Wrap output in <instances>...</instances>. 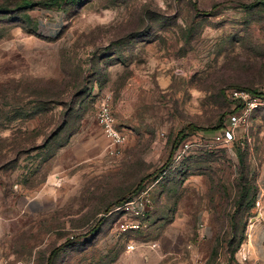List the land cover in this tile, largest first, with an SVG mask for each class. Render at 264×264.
Instances as JSON below:
<instances>
[{"label": "rangeland", "instance_id": "obj_1", "mask_svg": "<svg viewBox=\"0 0 264 264\" xmlns=\"http://www.w3.org/2000/svg\"><path fill=\"white\" fill-rule=\"evenodd\" d=\"M19 1L0 0V264H144L194 237L206 264H238L264 188V105L231 142L210 129L232 90L264 93V1ZM147 186L140 229L123 232L114 209Z\"/></svg>", "mask_w": 264, "mask_h": 264}, {"label": "built area", "instance_id": "obj_2", "mask_svg": "<svg viewBox=\"0 0 264 264\" xmlns=\"http://www.w3.org/2000/svg\"><path fill=\"white\" fill-rule=\"evenodd\" d=\"M264 1V0H261ZM231 97L241 103L240 108L231 112L227 117V124L214 134L216 142H231L235 138V131L247 119L248 115L254 109L264 105V98L253 95L248 90H232ZM97 120L102 127L103 133L109 141L110 151L113 153L120 152L127 142V136L119 128L113 108L108 100L101 103L97 111ZM189 148V144H185ZM151 187L147 186L134 197L127 199L114 209V212H121L123 221L119 228L124 231L140 229L142 223L140 218L145 215L146 208L150 201ZM257 213L264 209V188L256 200ZM256 216H254L255 218ZM128 248L133 250L137 248L136 244H129Z\"/></svg>", "mask_w": 264, "mask_h": 264}, {"label": "crops", "instance_id": "obj_3", "mask_svg": "<svg viewBox=\"0 0 264 264\" xmlns=\"http://www.w3.org/2000/svg\"><path fill=\"white\" fill-rule=\"evenodd\" d=\"M254 216L256 217L252 218L245 239L234 254L238 264H264V209L261 214L256 210ZM183 233H186L185 229ZM201 240V237L192 238L188 243V253L180 249L168 251L161 242L158 248L149 249L147 255H143L144 264H206L210 253L201 248Z\"/></svg>", "mask_w": 264, "mask_h": 264}, {"label": "trees", "instance_id": "obj_4", "mask_svg": "<svg viewBox=\"0 0 264 264\" xmlns=\"http://www.w3.org/2000/svg\"><path fill=\"white\" fill-rule=\"evenodd\" d=\"M58 1L59 0H49V3L50 4H58ZM62 1H65V2H67V3H70V2H74L75 0H62ZM16 6H17V8H19V9H30V8H33L34 6H36L35 5V3H33V2H31L30 0H21V1H19L18 3H16ZM248 91H251L253 94H256L257 96H259V97H262V98H264V93H262V92H259V91H257V90H255V89H247ZM233 100H235L236 102H239L238 100H236V99H233ZM240 106H241V103H239L238 105H237V107L234 109V110H232V111H230L228 114H230L231 112H233V111H235V110H237L238 108H240ZM223 126H225V125H223L222 124V122H221V124L219 125V126H217V127H215V128H213V129H210V130H216V129H220V128H222ZM192 129L193 131L195 130V129H197L194 125H189L188 127H187V129ZM188 132L189 131H187L186 129H183V130H181L180 132H179V134H178V136L176 137V139L174 140V142H173V147H172V152L174 153L175 152V150L177 149V147H178V145L182 142V140L188 135ZM141 188V187H140ZM139 189V187L137 188V190ZM123 201H124V199H122ZM126 200V199H125ZM118 202H120V201H118ZM122 202V201H121ZM243 241V240H242ZM241 245V244H240ZM238 250V248L234 251V254H235V252ZM234 254L232 255V258H233V260H235L234 259Z\"/></svg>", "mask_w": 264, "mask_h": 264}]
</instances>
